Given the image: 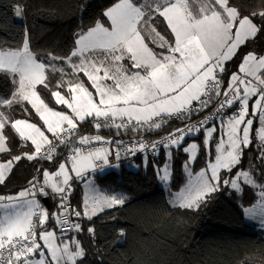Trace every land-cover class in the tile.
<instances>
[{
  "label": "snow or ice",
  "instance_id": "1",
  "mask_svg": "<svg viewBox=\"0 0 264 264\" xmlns=\"http://www.w3.org/2000/svg\"><path fill=\"white\" fill-rule=\"evenodd\" d=\"M198 11L193 12L189 0H146L137 5L134 0H117L103 15L110 20V27H105L99 21L86 32L78 34L75 40L76 48L64 61L72 74L84 73L99 96L97 102L92 92L82 81L62 79L57 89L67 85L70 98H66L60 90L51 92L55 102L66 105L71 115L49 108L37 92V86L48 87L47 72L49 70L63 73L54 63L38 62L29 48L27 32L22 47L16 50H0V72L11 74L17 84L11 98L0 97V108H11L12 105L28 102L35 109L51 133L54 140H49L36 124L26 120H15L10 126L24 141L34 145L33 154L15 156L7 163H0V183L5 180L6 172L22 158L29 160L43 155L52 160L57 144H68L78 127V121L92 117L98 122L97 129L102 126L116 128L159 129L169 118H182L199 112L208 106L210 94L221 95L219 74L224 71V63L230 60L237 50L249 39L264 31V25L254 23V18H264V11L253 12L249 16H241L237 8L229 5V0H199ZM23 8L17 6L15 15L22 16ZM166 20L172 34L174 44H171L155 28L150 27V21L155 17ZM147 31L152 43L166 49L156 53L145 42L142 32ZM77 57L78 63L72 58ZM127 58L131 61L133 71L126 69L121 63ZM52 61L59 57H50ZM264 56L248 53L239 66V74H233L228 88L223 92L224 99L220 102L217 114L225 108L238 105L237 111L222 118V126L227 128V147L221 139L216 145L214 162H209L205 170H201L194 179L175 199L183 208H198L210 194L219 190L221 183L231 189L242 192L243 185L259 188V200L244 212L252 217L259 216L264 223V185H258L249 171L240 170L234 178L221 179V171L229 173L240 164L243 147L251 145L250 131L254 119L258 117L260 127L256 136L264 148ZM103 72V76L99 75ZM143 73V74H142ZM18 75V81L15 77ZM111 80L112 84L105 83ZM250 113V102L253 101ZM198 104V108L193 105ZM103 121L101 123L100 121ZM119 119V123H116ZM207 119L197 124L186 125L170 133L163 141L152 144L153 151L157 143L165 149L171 146H182L186 137L206 131L211 138L216 132V126L206 128ZM9 124L5 112L0 110V153L9 151L6 148V137L3 129ZM67 125V127H65ZM103 137H79L77 143L81 147H72L68 160L70 170L76 177H82L88 170L102 169L108 165L109 150L95 148L86 150L82 146L94 141H103ZM209 142L206 140L205 144ZM46 146V147H45ZM147 147L143 142L133 146L128 151H142ZM191 159L197 156L198 145L192 143L183 148ZM171 153L169 152V157ZM119 158V153H116ZM264 159V152L261 153ZM99 162V163H97ZM187 167V165H185ZM160 179L167 182L170 178L169 166L165 163L161 169ZM43 183L30 182L28 189L22 190L16 196H0V264H78L86 253L80 242L61 241L55 231L44 230L37 233V228L46 224L49 213L42 207L37 196L47 197L48 189L54 198H58L61 211L53 214L61 232L81 231L80 223L70 220L69 215L80 218L82 215L89 220L105 208L122 205L123 197L98 194L94 187L93 194L86 196L83 212L72 210L68 201L71 191L72 175L69 164L61 163L55 173L43 172ZM91 187V181H89ZM4 201H7L5 203ZM94 233L93 228L88 229ZM123 232L121 231V235ZM43 243V247L41 243ZM8 255L5 257L4 252ZM47 253V255H46ZM38 254V258H37Z\"/></svg>",
  "mask_w": 264,
  "mask_h": 264
},
{
  "label": "trees",
  "instance_id": "2",
  "mask_svg": "<svg viewBox=\"0 0 264 264\" xmlns=\"http://www.w3.org/2000/svg\"><path fill=\"white\" fill-rule=\"evenodd\" d=\"M115 1L117 0H0V49L20 48L27 32L30 51L36 58L46 65L54 63L58 69H63V73L51 70L47 72V88L37 86V92L48 107L55 110L67 109V106L57 104L51 95L52 91L60 90L65 97L70 98L67 85L60 89L56 87L62 79L82 81L89 90H93L87 76L82 72L73 75L71 67L64 64V59L74 49L79 32L98 21L109 25L103 13ZM189 4L193 12L198 11L199 0H189ZM18 5L23 8L19 20L14 16V6ZM229 5L237 8L241 16L264 11V0H229ZM150 23L169 43L174 44V35L164 18L157 16ZM254 23L264 25V18L256 16ZM146 43L157 50L150 41L146 40ZM250 52L257 56L263 54L264 31L259 32L254 39H249L224 63V71L221 74L227 83L229 82L226 78L238 70L243 57ZM52 56L61 59L52 61ZM123 62L132 68L131 61L127 58ZM13 89L10 75L0 72V96L9 98ZM3 109L9 120V124L3 129L6 148L9 151L0 153V161L34 153L32 143L22 140L10 126L18 117L36 124L45 131L49 140H54L28 102ZM197 115L198 112H193L182 118H169L159 129H118L115 126H102L97 129L94 118L88 117L85 121H78L74 136L79 138L99 135L108 140L112 139L109 141L117 145L118 141H128L126 139L133 137L154 136L167 132ZM253 119L251 145L243 147L238 167L233 168L230 173L221 171L222 180L232 178L238 171L245 170L252 174L258 185H264V159H261L264 148L254 133L258 118ZM218 134V131L214 132L206 145L202 129L197 135L185 139L180 147L161 148L157 156L138 157L106 171H92V178L97 185L108 194L122 191L125 202L97 213L90 220L85 216L78 218L77 223H80L81 231H75L74 234L86 253L78 264H264V230L247 223L243 209L257 200L256 188L243 185L242 179V192L221 183L219 190L207 196L198 208L188 209L171 206L160 184L161 169L168 161L170 190H177L185 182L183 165L190 158V154L184 152L183 148L187 147L191 140V144L198 145L197 156L190 161L191 170L197 171L207 162H213ZM120 138L123 140H119ZM70 141L76 143L77 140ZM63 147L56 146L52 160L44 158L43 155L32 160L20 159L11 171L7 172L4 182L0 183V194L28 189L29 178L32 176L42 184L45 170L53 173L61 163L68 164ZM64 159H67V162ZM72 177L69 200L82 212L80 177ZM48 191V206L42 198L41 202L49 213V219L43 228H37V233L41 229L51 227L59 231L53 214L61 211L58 207L60 201L53 197L50 189ZM89 228H93L94 233H89ZM66 233L72 235V231Z\"/></svg>",
  "mask_w": 264,
  "mask_h": 264
},
{
  "label": "built area",
  "instance_id": "3",
  "mask_svg": "<svg viewBox=\"0 0 264 264\" xmlns=\"http://www.w3.org/2000/svg\"><path fill=\"white\" fill-rule=\"evenodd\" d=\"M219 79L221 81V95L220 96H216L215 94H210L211 99L208 103V106L206 108H203L202 110H200L198 112V115L195 116L193 119L188 120L186 123H184L183 125L177 126L167 132H161L158 133L154 136H139V137H133L131 139H126L128 141H118V144L115 145L113 144L112 139H107L105 137H103V141H94L92 143H90L89 145L86 146H82L85 149H93L96 146H102V147H107L109 150V156H108V160L109 163L108 165H105L102 169H97V170H101V171H106L109 168H114L116 166H118L120 163L126 162V161H130L133 159H136L138 157H154L157 156L158 151L162 148H164L161 144L157 143L156 146V150L153 151L152 148V144L155 142H159V141H163L165 139V137H167L170 133L174 132L176 129L179 128H183L186 125H191V124H197L199 121L205 120L207 119L208 123L205 126L206 128L212 127V126H216V125H222L221 121L222 118L226 119L227 116L231 115L232 113L237 111L238 105L234 106L232 108H225L223 109L219 114H217V109L219 108L220 102L223 101L224 96H223V92L225 90H227L228 88V84L225 79L222 77V74H219ZM254 103V100L250 102V105H252ZM194 108H198L199 105L195 104L193 105ZM250 108V107H249ZM98 121L96 119H94V123H97ZM101 123H103L102 119L100 121ZM119 119H117L116 123H119ZM65 127H67V125H65ZM145 128H147V126H145ZM77 131V129H76ZM75 131V133H76ZM74 133V134H75ZM74 134L71 136L70 140H78L79 138H76L74 136ZM198 133H195L193 136L197 135ZM97 136V135H96ZM193 136L190 137H186L185 139L191 138ZM90 137H94V136H90ZM102 137V136H101ZM119 140H123V138H120ZM139 142H143L144 144L147 145V147L142 150V151H135V153L133 154V152L128 151L129 149H132L133 146H138ZM59 146L63 145L64 147V153H65V158H68L70 155V150L72 147H81V145H79L76 141V143H72L71 141L68 144H57ZM46 147V146H45ZM174 147V146H172ZM119 153V158H117L116 153ZM99 163V162H97ZM37 181V179L34 178V176H32L31 178H29V184H28V188L30 187V182H34ZM72 192V188L70 193L68 194V201L70 204V208L72 210H80L74 203H72L69 199H70V194ZM43 196H37V199L39 200L40 204L42 205V207L45 209V206L43 205V203L41 202V198ZM69 218L71 221L77 223L78 218L75 217L74 215H69ZM58 225V224H57ZM58 229L61 232V228L60 225H58ZM8 255V253L5 251L4 252V256L6 257Z\"/></svg>",
  "mask_w": 264,
  "mask_h": 264
},
{
  "label": "rangeland",
  "instance_id": "4",
  "mask_svg": "<svg viewBox=\"0 0 264 264\" xmlns=\"http://www.w3.org/2000/svg\"><path fill=\"white\" fill-rule=\"evenodd\" d=\"M117 1H115L114 3H116ZM134 2L135 3H137V5L139 6V5H141V4H144L145 2H146V0H134ZM113 3V4H114ZM113 4H111L109 7H111V6H113ZM17 6H14V16H15V19H17V20H19L20 19V17H17L16 15H15V8H16ZM108 7V8H109ZM107 8V9H108ZM106 9V10H107ZM105 10V11H106ZM107 18V17H106ZM108 19V18H107ZM109 21V25H104L105 27H110V20H108ZM166 21V20H165ZM150 23V22H149ZM96 24V23H95ZM95 24L93 25V26H91V27H94L95 26ZM166 24H167V22H166ZM91 27H89V28H91ZM150 27H152V28H154L152 25H151V23H150ZM89 28H87V29H85V30H83V31H81V32H86ZM156 30V29H155ZM157 31V30H156ZM81 32H79V33H81ZM158 32V31H157ZM78 33V34H79ZM160 33V32H159ZM78 34H77V38H78ZM142 35H144L145 36V42H146V40H148V41H150L151 43H152V41H151V38L149 37V35H148V33H147V31H144V32H142ZM160 35L161 36H163L161 33H160ZM174 35V34H173ZM164 37V36H163ZM24 38H25V36H24ZM165 38V37H164ZM166 39V38H165ZM24 40V39H23ZM174 40H175V38H174ZM154 46H156L157 47V50L155 51L154 49H152L154 52H156V53H161V52H164V54H167V50L166 49H161V48H159L158 47V45L157 44H154V43H152ZM148 46H149V44H148ZM21 47H22V45H21ZM20 47V48H21ZM150 47V46H149ZM75 48H76V46L74 47V49L73 50H75ZM151 48V47H150ZM72 50V51H73ZM71 51V52H72ZM71 54V53H70ZM36 57V56H35ZM68 57V56H67ZM67 58H65L64 59V61L66 60ZM72 62L73 63H78L79 62V59L77 58V57H73L72 58ZM127 62V61H126ZM122 64H123V66L126 68V69H128L129 71H133V69L132 68H130L128 65H127V63H125L124 64V62L122 61L121 62ZM64 64L65 65H68L67 63H65L64 62ZM241 64V63H240ZM240 66V65H239ZM143 74V73H142ZM233 74H239V75H243V74H240L239 73V68H238V70H237V72H234V73H232V74H230V78H231V76L233 75ZM99 75H101V76H103V72L101 71L100 73H99ZM10 78H11V80H12V83H13V88H14V91L13 92H15V90H16V87H17V84L16 83H14L13 82V77L10 75ZM16 78V77H15ZM90 82V81H89ZM105 83L106 84H108V85H111L112 84V81L111 80H106L105 81ZM90 84H91V82H90ZM92 86V85H91ZM86 87V86H85ZM92 89L93 90H89L90 92H92V94H93V97H94V99L98 102L99 101V96H98V94L96 93V91H95V89L92 87ZM39 94V93H38ZM11 96H12V94H11ZM11 96L9 97V98H11ZM1 97V96H0ZM2 98H4V97H2ZM9 98H5V99H9ZM42 99V98H41ZM0 110H2V111H4V109L3 108H0ZM30 123H32L31 121H30ZM34 124V123H33ZM260 127V124H259V120H258V125H257V127H256V129H255V131H254V133H255V136H256V132H257V130H258V128ZM226 132H227V128H225L224 129V131H223V133L222 134H220V137L218 138V140H217V143H218V141H220L221 139H223L224 141H225V147H227V135H226ZM204 136H205V141L206 140H208V138L209 137H207V135H206V131L204 132ZM256 138H257V136H256ZM257 140H259L258 138H257ZM191 141H193V140H191ZM191 141L190 142H188V145H190L191 144ZM216 143V144H217ZM102 148H105V149H107V147H102ZM93 149H95V148H93ZM93 149H90V150H93ZM215 150H216V146H215ZM216 155V154H215ZM214 159H215V157H214ZM66 162H67V159H64ZM190 161H192V159L190 160V158L188 159V161H186L185 163H184V165H183V170H184V175H185V182L177 189V190H170V188H169V185H168V181L167 182H165V181H162L161 179H160V184H161V186L163 187V189H164V191H165V193H166V198H167V201H168V203L171 205V206H178V201L175 199V197L177 196V194H179L183 189H185L186 188V186L188 185V183H189V180L190 179H194L195 178V176L201 171V170H205L206 168H207V165H208V163L209 162H207V164L205 165V166H203L202 168H200L199 170H197V171H192L191 170V167H190V164H191V162ZM213 162H214V160H213ZM68 164H69V170H70V161L68 160ZM167 164H168V166L170 165V162L168 161L167 162ZM185 165H187V167H185ZM92 171L93 170H91V169H89L88 170V172H87V174L86 175H84V176H82V177H80L79 179H80V181H81V209H82V212H83V208H84V200H85V197L86 196H91L92 194H93V192H92V190H91V188L92 187H94V189L96 190V192L98 193V194H101V195H105V196H117V197H123V195H124V193L122 192V191H117V192H114V193H112V194H108L106 191H104L99 185H97V183H95V181H94V179L92 178ZM169 171H170V169H169ZM70 173L76 178V176H75V173H73V172H71V170H70ZM236 176V175H235ZM235 176H233L232 178H234ZM242 179V178H241ZM89 181H91V187H90V185H89ZM259 191H260V189L259 188H256V193L258 194V198H257V200H255L252 204H250V205H247V206H245L243 209H246V208H251V207H253L256 203H257V201L259 200ZM106 209H109V208H105L104 210H106ZM99 213V212H98ZM244 218H245V221L247 222V223H250V224H254V225H257V227L259 228V229H263L264 230V223H262L261 222V220H260V218H259V216L257 215L256 217H252V216H249V215H247L245 212H244ZM44 230H49V231H52V230H54L55 231V234H56V236L57 237H60V239L57 241V243H61V241H71L72 240V238H75V236H73V235H67V233H62V232H60V231H58L57 230V228H55V227H51V228H49V229H41L40 230V232L41 231H44ZM76 239V238H75ZM41 244H42V247H43V243L41 242ZM46 255H47V253H46ZM37 258H38V254H37Z\"/></svg>",
  "mask_w": 264,
  "mask_h": 264
},
{
  "label": "crops",
  "instance_id": "5",
  "mask_svg": "<svg viewBox=\"0 0 264 264\" xmlns=\"http://www.w3.org/2000/svg\"><path fill=\"white\" fill-rule=\"evenodd\" d=\"M77 39V38H76ZM76 46V45H75ZM19 49V48H18ZM0 50H16V49H0ZM32 54L34 55V53L32 52ZM35 56V55H34ZM259 56H264V52H263V54H261V55H259ZM258 56V57H259ZM37 59V58H36ZM37 61L38 62H41L39 59H37ZM243 61V60H242ZM42 63V62H41ZM242 63V62H241ZM262 71H264V70H262ZM237 72V71H236ZM240 74H242V73H240ZM9 75H11V74H9ZM12 76V75H11ZM17 81H18V79H19V77H18V75L16 76V78H15ZM227 81L229 82L230 81V76H228L227 78ZM13 91H14V89H13ZM67 98V97H66ZM55 99V98H54ZM255 98H253V100H254ZM30 104V103H29ZM31 105V104H30ZM66 106V105H65ZM250 107V113H251V109H252V105H250L249 106ZM49 108H51V107H49ZM51 109H53V108H51ZM54 111H58V112H66V113H68V114H72L71 113V110L70 109H66V110H55V109H53ZM249 118H254V117H249ZM258 118V117H257ZM15 120H26V119H24V118H20V117H18V118H16ZM14 120V121H15ZM13 121V122H14ZM26 121H28V122H30L29 120H26ZM46 127V126H45ZM213 127V126H212ZM209 128H211V127H209ZM226 128V126H222V125H216V131H218V138L220 137V134H222L223 133V131H224V129ZM204 132H205V130H204ZM251 132V131H250ZM46 135V134H45ZM204 138H205V136H203ZM218 138H217V140H218ZM30 141V140H29ZM31 142V141H30ZM219 142V141H218ZM217 143V142H216ZM33 145V144H32ZM217 144H215V146H216ZM34 146V145H33ZM215 154H216V150H215ZM8 161L6 160V161H0V163H7ZM59 170V168L57 169V170H55L53 173H55V172H57ZM6 174H7V172H6ZM6 174H5V176H6ZM42 183H43V181H42ZM26 189V188H25ZM24 188L23 189H21V190H18V191H14V192H10V193H6V194H0V196H5V197H7V196H16V195H18L19 194V192L20 191H22V190H25ZM5 203H7V201H4ZM4 209H0V215H3V213H4ZM83 216V215H82ZM75 231L73 230L72 231V235L73 236H75ZM41 243V242H40ZM42 245V244H41Z\"/></svg>",
  "mask_w": 264,
  "mask_h": 264
},
{
  "label": "water",
  "instance_id": "6",
  "mask_svg": "<svg viewBox=\"0 0 264 264\" xmlns=\"http://www.w3.org/2000/svg\"><path fill=\"white\" fill-rule=\"evenodd\" d=\"M42 201L48 206V204H49V197L47 196V197H42Z\"/></svg>",
  "mask_w": 264,
  "mask_h": 264
}]
</instances>
